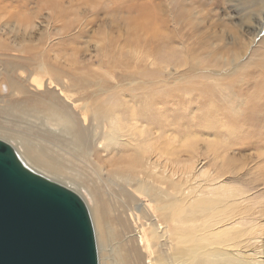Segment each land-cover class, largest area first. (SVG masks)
Wrapping results in <instances>:
<instances>
[{
    "label": "rangeland",
    "instance_id": "obj_1",
    "mask_svg": "<svg viewBox=\"0 0 264 264\" xmlns=\"http://www.w3.org/2000/svg\"><path fill=\"white\" fill-rule=\"evenodd\" d=\"M144 12L152 29L140 18ZM156 31L164 37L159 49L151 37ZM0 76L22 89L1 96L3 103L25 100L30 109L51 101L84 128L93 113L106 121L92 132L97 140L101 135L99 155L86 164L67 156L58 176L33 169L85 201L98 251L103 241L130 249L133 240L138 251L126 264H151L158 257L157 247L151 255L137 237L142 229L150 232L138 210L150 213L160 232L167 226L153 193H137L136 181L169 184L126 161L131 153L144 154L150 142L174 151L167 159L174 166L160 160L163 176L192 164L200 173H223L218 184L246 193L264 233V0H0ZM33 78L46 83L42 96L31 86ZM214 85L212 102L203 93ZM45 116L17 113L0 118V126L20 136L27 126L45 125ZM118 120L138 127L124 131L135 145L126 154L117 139L106 137L113 131L110 121ZM2 140L14 148L20 143L18 137ZM102 201L107 214L98 220L94 211L101 216ZM178 207L170 203L171 217Z\"/></svg>",
    "mask_w": 264,
    "mask_h": 264
},
{
    "label": "bare ground",
    "instance_id": "obj_2",
    "mask_svg": "<svg viewBox=\"0 0 264 264\" xmlns=\"http://www.w3.org/2000/svg\"><path fill=\"white\" fill-rule=\"evenodd\" d=\"M140 18L144 20L147 29L154 27L148 13L144 12ZM151 37L153 40L158 41L157 49H159V42L164 37L158 31L154 32ZM232 80L238 81L239 79L234 78ZM30 81L37 94L42 96L40 95L41 92L47 89L46 83L37 78ZM215 86L217 85L206 87L207 89L203 93V95L207 93L213 100L212 102L216 98ZM220 86L222 89V84ZM11 92L17 96L22 94V89L17 83H11L8 79L0 76V118L17 113H23L24 116L31 115L32 118H43L44 113H46V119L49 117L47 121L45 120V125L40 122L39 124L35 123L27 126L22 133H19L20 136H18V133L6 129L7 126H0L1 140L3 138L13 140L16 137L20 139V143L15 148L13 144H9L30 170L34 171V167H37L52 176H58L65 169L62 163L63 158L69 156L73 162L82 161L81 163L86 164L85 162L88 159L90 160L99 155L97 144L101 140V135L97 140V135L93 138L92 132L99 129L106 122L100 121L102 119L101 115L93 113L91 116L92 124L90 127L84 128L76 118L73 120L71 117H67L66 113L61 111L58 106L55 107V103L51 101H45V103L40 101L41 103L37 105L39 108L34 106L30 109L26 107L25 100H18L15 105L3 103L4 98L2 97L6 96L7 93L9 95ZM218 97L221 98V101L231 103L229 99H223L222 94H218ZM233 98L231 95V99ZM29 110H31L30 115ZM110 126L113 131L107 134L106 137L114 143L117 139L119 149L123 150L122 153L126 154L128 148L133 151L135 145L131 139H128L129 137L127 138L124 131L126 127H131L130 132L136 131L137 125L126 126L124 121L118 120L110 121ZM121 133H124V136ZM118 136L126 140L125 146L120 145L121 142H119L120 138ZM60 152L63 153L62 157L59 156ZM151 155L155 157V161L149 157ZM169 157H175L172 148L164 146L162 143L150 142L146 145L144 154L135 155L131 153L126 159L131 167L161 177L169 184L167 188H163L162 185L147 183L141 179L136 181L137 188H135V191L137 193L143 195H149V191L153 193V202L156 205L155 211L163 216L167 226L166 229L160 232L152 215L144 209L138 210L144 213L150 228L149 233L145 232L144 229L137 231L140 243L146 246L148 253L151 255H153L155 247L158 249L155 250L158 257L150 263L264 264L262 225L257 217L254 218L256 216L254 213L255 207L253 208V203L251 204L248 201L246 193L240 191V189L232 188L233 186L219 185L218 181L223 179V173L211 174L209 171L200 173L197 171L196 164L185 166L183 170L172 167V173L163 176L164 172L167 171H163L162 167L158 165H160V160H163L165 163L174 166V163L167 160L170 159ZM165 167L170 168L168 165H165ZM156 169H158L157 172H155ZM131 182L133 181L131 180ZM146 184L151 186L148 187ZM170 190L173 194H169ZM178 196L181 199H178ZM125 197L129 201H133V198L126 193ZM170 203L179 206L173 217L170 216ZM94 213L98 220L107 214L106 205L103 201L101 203L102 217L96 209ZM171 226L173 227V233H171ZM129 243H132L131 247L126 249L120 246H108L106 241H103L106 246H104V249H99L98 256H101L104 264H126V257L131 252L137 254L138 251L133 240H130ZM99 264H102L101 260Z\"/></svg>",
    "mask_w": 264,
    "mask_h": 264
},
{
    "label": "water",
    "instance_id": "obj_3",
    "mask_svg": "<svg viewBox=\"0 0 264 264\" xmlns=\"http://www.w3.org/2000/svg\"><path fill=\"white\" fill-rule=\"evenodd\" d=\"M0 264H99L85 201L0 139Z\"/></svg>",
    "mask_w": 264,
    "mask_h": 264
}]
</instances>
